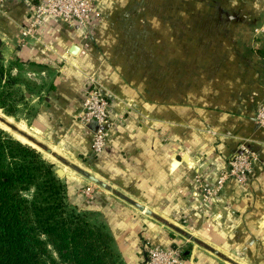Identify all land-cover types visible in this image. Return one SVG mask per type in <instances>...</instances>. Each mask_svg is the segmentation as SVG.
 <instances>
[{
  "label": "crops",
  "instance_id": "obj_1",
  "mask_svg": "<svg viewBox=\"0 0 264 264\" xmlns=\"http://www.w3.org/2000/svg\"><path fill=\"white\" fill-rule=\"evenodd\" d=\"M95 2L90 28L45 16L21 45L28 7L0 0V59L25 98L16 128L121 264H143L149 245L182 248L184 264H264V0ZM92 79L112 110L99 155L80 121ZM242 143L259 158L248 183L205 200Z\"/></svg>",
  "mask_w": 264,
  "mask_h": 264
},
{
  "label": "trees",
  "instance_id": "obj_2",
  "mask_svg": "<svg viewBox=\"0 0 264 264\" xmlns=\"http://www.w3.org/2000/svg\"><path fill=\"white\" fill-rule=\"evenodd\" d=\"M6 72L0 59V108L14 100L15 115L25 98ZM67 198L54 163L0 128V264H49L42 236L65 264H121L109 232L78 214Z\"/></svg>",
  "mask_w": 264,
  "mask_h": 264
},
{
  "label": "built area",
  "instance_id": "obj_3",
  "mask_svg": "<svg viewBox=\"0 0 264 264\" xmlns=\"http://www.w3.org/2000/svg\"><path fill=\"white\" fill-rule=\"evenodd\" d=\"M30 14V21L22 28L21 45L38 34L40 24L45 16L56 17L70 26L88 29L99 18L95 0H24ZM255 34L264 33V25L255 29ZM109 98L102 92L97 82L92 79L86 99L83 103V113L80 121L84 125L94 126L92 151L95 155L101 154L109 144V129L107 124L111 114ZM256 122L264 128V103L256 113ZM259 161L257 153L245 143L240 144L237 152L228 162V167L221 172L217 182L206 188L205 200L218 196L226 182L235 180L242 185L248 183L255 164ZM90 195L91 188L86 189ZM143 264H184L183 250L180 247L166 248L149 245Z\"/></svg>",
  "mask_w": 264,
  "mask_h": 264
},
{
  "label": "rangeland",
  "instance_id": "obj_4",
  "mask_svg": "<svg viewBox=\"0 0 264 264\" xmlns=\"http://www.w3.org/2000/svg\"><path fill=\"white\" fill-rule=\"evenodd\" d=\"M254 33H256V32L254 31ZM13 102H14V100H10V101H8V103L11 104L10 106H6L4 109L3 108H0V128H2L6 133H8L9 136H11L13 138H16V139L24 142L20 137H23L24 136V137L27 138V135L24 132L19 131L16 128L15 125L17 124V122L14 120V118L20 112V109H16V112H15V115H14V103ZM8 111H9V113H8ZM24 143H26V141ZM30 145H32V144H30ZM53 160L57 163L58 168H60V166L62 165V163L59 160H57L56 158L53 159ZM55 169H56V167H55ZM57 171L58 170H56V172ZM62 179L66 182V180L64 178H62ZM88 184H90L89 186H92L93 188H96V189L98 188V185H96L95 183H92V182L89 181ZM26 195L27 196H30L31 195V192L26 193ZM41 238L45 241V244H46V247H47L46 260L49 262V264H65L61 260V258L59 257V255L57 254V251L52 246L49 238L46 237V236H42Z\"/></svg>",
  "mask_w": 264,
  "mask_h": 264
},
{
  "label": "water",
  "instance_id": "obj_5",
  "mask_svg": "<svg viewBox=\"0 0 264 264\" xmlns=\"http://www.w3.org/2000/svg\"><path fill=\"white\" fill-rule=\"evenodd\" d=\"M74 170H76L78 173H80L81 175H83L84 177H86L91 182H93L95 184H98V185H100L103 188L109 189V187L105 183L101 182L96 177H94V176H92V175H90V174H88V173H86L83 170H80L78 168H74ZM57 173H58L59 176H62V172L60 170H58Z\"/></svg>",
  "mask_w": 264,
  "mask_h": 264
},
{
  "label": "bare ground",
  "instance_id": "obj_6",
  "mask_svg": "<svg viewBox=\"0 0 264 264\" xmlns=\"http://www.w3.org/2000/svg\"><path fill=\"white\" fill-rule=\"evenodd\" d=\"M18 124V123H17ZM3 125V124H2ZM4 126V125H3ZM22 140L26 141V139L24 137H20ZM29 143V142H28Z\"/></svg>",
  "mask_w": 264,
  "mask_h": 264
}]
</instances>
